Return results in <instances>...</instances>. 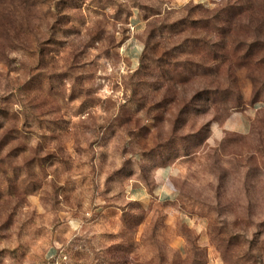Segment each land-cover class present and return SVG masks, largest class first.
I'll use <instances>...</instances> for the list:
<instances>
[{
    "label": "rangeland",
    "instance_id": "1",
    "mask_svg": "<svg viewBox=\"0 0 264 264\" xmlns=\"http://www.w3.org/2000/svg\"><path fill=\"white\" fill-rule=\"evenodd\" d=\"M0 264H264V0H0Z\"/></svg>",
    "mask_w": 264,
    "mask_h": 264
},
{
    "label": "crops",
    "instance_id": "2",
    "mask_svg": "<svg viewBox=\"0 0 264 264\" xmlns=\"http://www.w3.org/2000/svg\"><path fill=\"white\" fill-rule=\"evenodd\" d=\"M222 126L223 130H233L239 133H245L249 128V120L240 114H234L228 118ZM175 174L174 167H161L157 169L153 176L154 185L151 190L141 185L132 190V195L138 200H144L151 194L157 197L161 202H168L174 198V188L171 185L170 179Z\"/></svg>",
    "mask_w": 264,
    "mask_h": 264
},
{
    "label": "trees",
    "instance_id": "3",
    "mask_svg": "<svg viewBox=\"0 0 264 264\" xmlns=\"http://www.w3.org/2000/svg\"><path fill=\"white\" fill-rule=\"evenodd\" d=\"M190 74H191V72H190ZM202 128H205V129H206L205 125H203ZM204 136H205V134H204ZM204 136H203V137H204Z\"/></svg>",
    "mask_w": 264,
    "mask_h": 264
}]
</instances>
